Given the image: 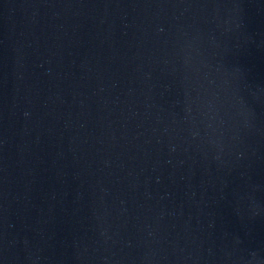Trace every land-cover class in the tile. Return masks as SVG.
<instances>
[{
    "label": "water",
    "instance_id": "obj_1",
    "mask_svg": "<svg viewBox=\"0 0 264 264\" xmlns=\"http://www.w3.org/2000/svg\"><path fill=\"white\" fill-rule=\"evenodd\" d=\"M0 264H264V0H0Z\"/></svg>",
    "mask_w": 264,
    "mask_h": 264
}]
</instances>
